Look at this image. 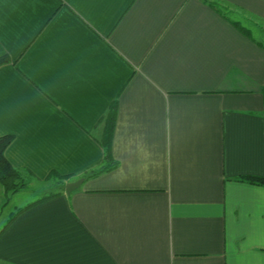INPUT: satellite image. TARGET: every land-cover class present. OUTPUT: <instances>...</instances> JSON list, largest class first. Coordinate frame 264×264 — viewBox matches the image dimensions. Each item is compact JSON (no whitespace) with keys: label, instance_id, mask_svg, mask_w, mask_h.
Instances as JSON below:
<instances>
[{"label":"crops","instance_id":"obj_1","mask_svg":"<svg viewBox=\"0 0 264 264\" xmlns=\"http://www.w3.org/2000/svg\"><path fill=\"white\" fill-rule=\"evenodd\" d=\"M258 25L264 0H0V136L28 189L100 163L116 103L111 167L19 213L0 264H264Z\"/></svg>","mask_w":264,"mask_h":264},{"label":"trees","instance_id":"obj_2","mask_svg":"<svg viewBox=\"0 0 264 264\" xmlns=\"http://www.w3.org/2000/svg\"><path fill=\"white\" fill-rule=\"evenodd\" d=\"M6 62H8V58L6 56L0 57V65ZM115 110L116 103L114 101L113 103H111L109 111L104 119V130L101 138V143L104 147L103 160L94 167H90L89 169L83 171L80 176L58 175L55 173H50L47 179H52L55 181V190L40 195L32 202L26 204L21 208H18L16 212L11 213L5 225L0 230V233L3 232L16 218V216L23 210L63 193L66 182L73 179L76 180L78 178L86 179L88 177L95 176L111 167L112 162L110 161V144L115 122ZM11 140V135L0 136V187L2 188L3 196L5 197L6 202L9 200L10 196L26 189L27 187V182L25 181L21 171L13 167L5 157V149L10 144ZM246 180L253 184L264 185L263 177H248L246 178Z\"/></svg>","mask_w":264,"mask_h":264},{"label":"rangeland","instance_id":"obj_3","mask_svg":"<svg viewBox=\"0 0 264 264\" xmlns=\"http://www.w3.org/2000/svg\"><path fill=\"white\" fill-rule=\"evenodd\" d=\"M235 19H241L243 22L242 17H235ZM259 30H263L262 32L264 33V28L260 25H258ZM251 30L254 32L256 36L260 34L258 29L252 27ZM264 37V35H262ZM55 181L50 179L45 182L36 184L32 186L30 189L26 187V189L19 191L18 193L10 196L9 200L6 202L5 197L3 196V191L2 188L0 187V230L3 228L5 225L7 219L9 218L10 214L14 211L16 206H22L34 199H36L38 196L47 193L49 191L55 190Z\"/></svg>","mask_w":264,"mask_h":264},{"label":"water","instance_id":"obj_4","mask_svg":"<svg viewBox=\"0 0 264 264\" xmlns=\"http://www.w3.org/2000/svg\"><path fill=\"white\" fill-rule=\"evenodd\" d=\"M82 182H83V178H78L76 180L66 182L64 187L65 193L66 194L71 193L72 191L77 189Z\"/></svg>","mask_w":264,"mask_h":264}]
</instances>
